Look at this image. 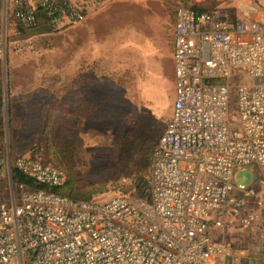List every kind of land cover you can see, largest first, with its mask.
<instances>
[{
  "label": "built area",
  "instance_id": "obj_1",
  "mask_svg": "<svg viewBox=\"0 0 264 264\" xmlns=\"http://www.w3.org/2000/svg\"><path fill=\"white\" fill-rule=\"evenodd\" d=\"M39 5L53 29L86 19L72 0H0V66L12 12L33 26ZM174 58L177 99L154 152L152 202H78L16 188L11 165L48 187L68 176L31 157L2 159L0 182L10 184L0 189V264H206L235 252L215 236L264 181V19L231 24L221 14L182 7ZM246 170L254 176L249 186L236 182ZM258 224L255 215L242 219L245 229Z\"/></svg>",
  "mask_w": 264,
  "mask_h": 264
},
{
  "label": "rangeland",
  "instance_id": "obj_2",
  "mask_svg": "<svg viewBox=\"0 0 264 264\" xmlns=\"http://www.w3.org/2000/svg\"><path fill=\"white\" fill-rule=\"evenodd\" d=\"M171 1L112 0L91 8L96 19L109 16L104 24L86 18L53 36L24 41H10L11 33L0 66V160L13 163L26 156L59 164L67 171L66 182L79 178L82 190L94 202L145 195L149 184L133 186L134 166H151V154L173 118L177 99L172 52L175 17L167 11ZM216 1L221 6L242 3L264 11V0ZM111 28L140 32L147 41L131 40L123 32L126 43L115 42L106 52L102 31ZM236 83L250 82L238 79ZM236 107L234 102L232 111ZM14 170L11 165L8 172L17 188ZM9 178L0 182V189L6 190ZM253 181L249 170L236 176L241 185ZM258 200L257 194L242 212ZM245 214L260 220L254 213Z\"/></svg>",
  "mask_w": 264,
  "mask_h": 264
},
{
  "label": "trees",
  "instance_id": "obj_3",
  "mask_svg": "<svg viewBox=\"0 0 264 264\" xmlns=\"http://www.w3.org/2000/svg\"><path fill=\"white\" fill-rule=\"evenodd\" d=\"M75 4L79 7L78 3H75ZM167 5H168L167 11L169 15L171 16V18L175 17L174 18L175 28H174L173 39H172V52L173 53H174V44H175V38H176L177 13H178V10L182 7L192 9L200 14L201 13L221 14L231 24H236L237 22L242 21L239 19V10L237 9V7L228 6L224 8V7H221V3L217 2L216 0H207L205 2H197L194 0H181L179 2L178 0H174L171 2H167ZM174 7H178L177 10H174ZM83 12L87 17L86 11L84 10ZM37 14H38L37 23L33 26H27V25H23L19 23L15 19L14 13L12 12V15L10 18L11 22L9 25L8 36H10V34L12 33L13 37L11 38L10 41H24L32 37L43 36V35L53 36V34L56 32L69 30L73 28L74 26H76L77 24H80V23H76V24L64 26L61 29H53L50 25L45 8L43 6L41 5L38 6ZM73 33L74 35H77L75 31ZM48 81L50 84L52 83V81L49 80V78H48ZM2 103H3V100H2V95L0 93V105H2ZM1 139H3V135H2V131L0 130V141ZM156 147H155V150H156ZM154 152L151 154V166L149 167L148 165H136L134 166L135 168L134 174L131 176L132 181H133V186H139V188H142V187H146V185L149 184L148 192L145 195L141 194L139 196L134 197V198L137 197L138 199L144 200L146 202H152V194H153L152 168H153ZM49 162H44V163L53 164L57 168L64 170L67 173L66 169L63 166L59 164H55L51 161ZM13 180L16 183V185L25 184L26 187L32 191L46 190L48 192L54 193L62 197L71 198L78 202H93V197L90 195H87L82 190L81 181L77 177H70L68 181L65 182V184H63L62 186L48 187L44 184L38 183L35 180L25 176L24 174H22L21 172L15 169L13 171ZM122 196H130V195H122Z\"/></svg>",
  "mask_w": 264,
  "mask_h": 264
},
{
  "label": "crops",
  "instance_id": "obj_4",
  "mask_svg": "<svg viewBox=\"0 0 264 264\" xmlns=\"http://www.w3.org/2000/svg\"><path fill=\"white\" fill-rule=\"evenodd\" d=\"M74 3H78L80 9L85 10L87 13V19L95 20L102 24L107 23L109 16H104L102 19H96L93 16L94 11L91 12L92 6H103L106 3L112 2V0H72ZM198 2H205L207 0H197ZM233 6V5H228ZM221 6V7H228ZM240 6V7H239ZM237 9L239 10V18H245L244 21L251 19H264V11H256L252 7L243 6L242 3L239 4ZM111 13V12H108ZM101 14H105L104 11ZM122 32L114 31L111 28L109 31L104 29L102 31V48L107 52L108 48L115 42L126 43L124 39V33L131 40H136L137 38L144 44L147 39L141 36V33H137L134 30H121ZM256 191H258L259 202L252 205L246 210V212H240L232 224L222 229L215 238L230 243L234 246L235 252L230 256H214L210 259L208 264H264V181H261L256 186ZM245 213H254L260 216L259 226L252 231H247L241 225V219Z\"/></svg>",
  "mask_w": 264,
  "mask_h": 264
}]
</instances>
